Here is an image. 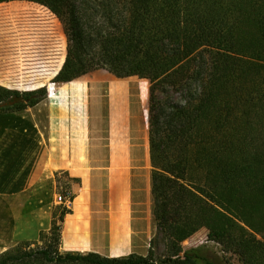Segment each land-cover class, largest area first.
Segmentation results:
<instances>
[{
  "label": "trees",
  "instance_id": "16d2710c",
  "mask_svg": "<svg viewBox=\"0 0 264 264\" xmlns=\"http://www.w3.org/2000/svg\"><path fill=\"white\" fill-rule=\"evenodd\" d=\"M42 2L68 39L57 78L102 68L150 81L158 233L176 247L206 229L243 264H264V0ZM47 93L0 90V117ZM59 235L54 225L43 244L20 243L0 254V264H156L154 237L148 256L104 257L62 254ZM185 257L186 264L221 261L200 248Z\"/></svg>",
  "mask_w": 264,
  "mask_h": 264
},
{
  "label": "crops",
  "instance_id": "0c3cea01",
  "mask_svg": "<svg viewBox=\"0 0 264 264\" xmlns=\"http://www.w3.org/2000/svg\"><path fill=\"white\" fill-rule=\"evenodd\" d=\"M10 3L0 2L10 11L0 15V90L45 87L48 93L38 104L0 117L8 116L0 126V254L20 243L43 244L57 225L62 254L148 256L157 227L150 81L106 69L57 78L68 57L59 26L56 39H48L54 50L38 40L49 52L39 45L36 52L22 49L20 38L12 49L3 48V17L20 11ZM39 19L43 26L49 17ZM65 186L78 191L73 209L63 214L59 194Z\"/></svg>",
  "mask_w": 264,
  "mask_h": 264
},
{
  "label": "rangeland",
  "instance_id": "374dc122",
  "mask_svg": "<svg viewBox=\"0 0 264 264\" xmlns=\"http://www.w3.org/2000/svg\"><path fill=\"white\" fill-rule=\"evenodd\" d=\"M0 2H11L10 6L17 7L20 10L17 11L19 12V14L15 17H3L5 23V38L3 37V48L12 49L14 38H20L22 49H27L28 51L34 50L36 52V46L39 45L38 40L41 39L45 40V44L47 46L51 45L52 50H54V45H52V43H48V39H56L55 35H58V26L63 31H65V29L62 22L57 19V16L53 12H51L50 9H48V6H42V0H0ZM17 2H19V5L16 4ZM34 3H39V5L37 4V6H35L36 4ZM3 5L5 6H0V15H8L10 11L7 9L4 10V8H7L8 6L7 4ZM25 7L27 9L26 11ZM35 8H37V10ZM42 17H49V20H51V22L49 20H46L44 21V25L42 26L39 19ZM13 19H15V28L11 30L13 27ZM16 19H18V21H16ZM39 46L41 47L39 50H43V52L51 51V49H49L48 47H45V49H43L44 45H42V41H40ZM173 97L174 99L177 98L176 95ZM7 117L0 118V126H3L7 122ZM207 234V230L202 229L192 237H189L188 239L180 242L178 246L174 247L168 235H164V233H158L156 227V231L153 235V237L155 238L153 249L155 251L156 264H174V254L179 255L181 264H186L185 252L192 248H200L204 250L207 249L211 251L212 253H214V255H218L220 257V264H243L237 254L225 251L224 249H222L223 247L221 244L209 239Z\"/></svg>",
  "mask_w": 264,
  "mask_h": 264
},
{
  "label": "built area",
  "instance_id": "2783aa9c",
  "mask_svg": "<svg viewBox=\"0 0 264 264\" xmlns=\"http://www.w3.org/2000/svg\"><path fill=\"white\" fill-rule=\"evenodd\" d=\"M74 189L72 187H62L59 194V204L67 211L73 209L74 204Z\"/></svg>",
  "mask_w": 264,
  "mask_h": 264
},
{
  "label": "water",
  "instance_id": "95a60500",
  "mask_svg": "<svg viewBox=\"0 0 264 264\" xmlns=\"http://www.w3.org/2000/svg\"><path fill=\"white\" fill-rule=\"evenodd\" d=\"M74 190H75V192H76V191H78V188H77V187H75V188H74Z\"/></svg>",
  "mask_w": 264,
  "mask_h": 264
}]
</instances>
